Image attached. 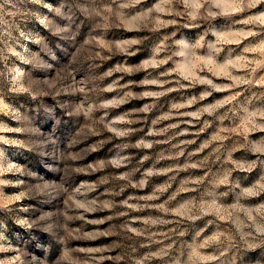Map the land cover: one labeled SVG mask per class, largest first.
<instances>
[{
	"label": "clouds",
	"instance_id": "9594fccd",
	"mask_svg": "<svg viewBox=\"0 0 264 264\" xmlns=\"http://www.w3.org/2000/svg\"><path fill=\"white\" fill-rule=\"evenodd\" d=\"M0 264H264V0H0Z\"/></svg>",
	"mask_w": 264,
	"mask_h": 264
}]
</instances>
